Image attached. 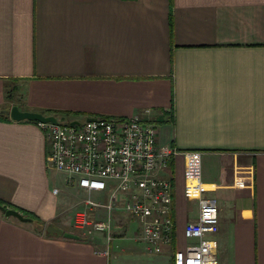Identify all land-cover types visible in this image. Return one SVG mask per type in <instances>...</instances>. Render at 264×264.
<instances>
[{
  "label": "crops",
  "instance_id": "0c3cea01",
  "mask_svg": "<svg viewBox=\"0 0 264 264\" xmlns=\"http://www.w3.org/2000/svg\"><path fill=\"white\" fill-rule=\"evenodd\" d=\"M13 106L63 122L155 125L159 145L180 153L163 174L173 181L176 246L149 254L124 213L110 256L104 235L81 239L62 215L86 192L54 193L46 135L13 121ZM193 150L219 207V264H264V0H0V201L36 216L0 211V264H172L199 215L184 194Z\"/></svg>",
  "mask_w": 264,
  "mask_h": 264
},
{
  "label": "built area",
  "instance_id": "2783aa9c",
  "mask_svg": "<svg viewBox=\"0 0 264 264\" xmlns=\"http://www.w3.org/2000/svg\"><path fill=\"white\" fill-rule=\"evenodd\" d=\"M59 124L37 122L47 138V165L63 174L69 185L86 192L72 218V228L84 239L99 233L109 244L124 213L139 226L137 239L149 254L158 255L176 243L171 177L163 176L180 153L160 146L155 125L132 118H93ZM73 122V121H72ZM184 194L199 205L197 221L186 225L188 244L176 248L172 264H219L215 236L220 218L216 199L207 197L202 181V153H184ZM107 193L95 199L93 193ZM55 194L59 191L54 190ZM176 246V245H175Z\"/></svg>",
  "mask_w": 264,
  "mask_h": 264
},
{
  "label": "water",
  "instance_id": "95a60500",
  "mask_svg": "<svg viewBox=\"0 0 264 264\" xmlns=\"http://www.w3.org/2000/svg\"><path fill=\"white\" fill-rule=\"evenodd\" d=\"M11 119L16 122H22V121H29V122H41V123H54L59 124V120L54 116H46L42 113L37 112H30V111H21L18 106H13L11 109ZM88 121H93L95 119L89 118ZM79 121H73L71 122V126L74 127L76 125H79ZM0 211L4 212L6 217H15L21 221H32L31 218L25 217L22 213H20L17 210L14 209H8L4 206L0 205ZM66 238L69 239H75L78 240L79 236L72 234V233H66L64 235Z\"/></svg>",
  "mask_w": 264,
  "mask_h": 264
},
{
  "label": "rangeland",
  "instance_id": "374dc122",
  "mask_svg": "<svg viewBox=\"0 0 264 264\" xmlns=\"http://www.w3.org/2000/svg\"><path fill=\"white\" fill-rule=\"evenodd\" d=\"M51 170H52V168H50ZM51 175H54L53 176V181H54V184H53V186H52V188H54V189H57L59 192H61L60 193V197H65L66 196V194H67V192H68V188L71 186V185H69L68 183H67V180L65 179V176H63L62 174H60V173H58V172H52V174ZM69 185V186H68ZM68 187V188H67ZM70 189V188H69ZM67 191V192H66ZM93 198H95V199H97V198H99V197H97V196H93ZM76 200V198L74 197V196H67V199L65 200V202L64 203H62L65 207H67V208H73L74 206V201ZM79 206H80V204H79ZM75 210V209H74ZM70 210V209H68L66 212H65V214L64 215H62L63 217H65V218H68L69 217V215H71V217L68 219V220H72V218H73V216H72V214L74 215V213H75V211L77 210ZM70 211H73V213H70ZM82 239V238H81Z\"/></svg>",
  "mask_w": 264,
  "mask_h": 264
},
{
  "label": "trees",
  "instance_id": "16d2710c",
  "mask_svg": "<svg viewBox=\"0 0 264 264\" xmlns=\"http://www.w3.org/2000/svg\"><path fill=\"white\" fill-rule=\"evenodd\" d=\"M35 123H37V122H35ZM0 205H2V206H4L5 208H7V205H4V203H2L1 201H0ZM14 210H16L15 208H13ZM18 211V210H17ZM23 215L25 216V217H28V218H31V219H35L36 218V216L35 215H33L32 213H29V212H23Z\"/></svg>",
  "mask_w": 264,
  "mask_h": 264
}]
</instances>
